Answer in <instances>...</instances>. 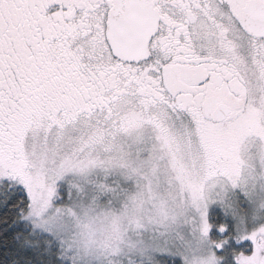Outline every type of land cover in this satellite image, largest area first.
Listing matches in <instances>:
<instances>
[{
    "label": "snow or ice",
    "instance_id": "snow-or-ice-1",
    "mask_svg": "<svg viewBox=\"0 0 264 264\" xmlns=\"http://www.w3.org/2000/svg\"><path fill=\"white\" fill-rule=\"evenodd\" d=\"M0 264H264V0H0Z\"/></svg>",
    "mask_w": 264,
    "mask_h": 264
}]
</instances>
